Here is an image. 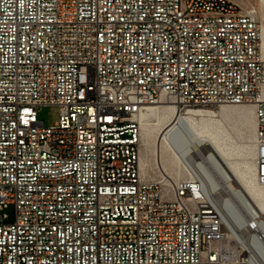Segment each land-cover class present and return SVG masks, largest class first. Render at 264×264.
Wrapping results in <instances>:
<instances>
[{
  "label": "built area",
  "instance_id": "2783aa9c",
  "mask_svg": "<svg viewBox=\"0 0 264 264\" xmlns=\"http://www.w3.org/2000/svg\"><path fill=\"white\" fill-rule=\"evenodd\" d=\"M260 40L230 0H0V264H264L257 207L139 169L148 107L252 104L264 186Z\"/></svg>",
  "mask_w": 264,
  "mask_h": 264
},
{
  "label": "bare ground",
  "instance_id": "6f19581e",
  "mask_svg": "<svg viewBox=\"0 0 264 264\" xmlns=\"http://www.w3.org/2000/svg\"><path fill=\"white\" fill-rule=\"evenodd\" d=\"M262 1L264 2V0ZM260 51L264 58V29L262 32V28ZM246 106H252L255 115L254 105ZM204 115L205 111L195 108L187 109L183 113L174 104L150 106L141 114V131L142 125L149 133L151 126L159 124L162 126L154 152L156 167L163 177L157 180L164 181L166 185L170 183L174 185L177 181L183 180L172 178L170 171L174 165L177 168H184L191 177H199L213 204L222 208L226 221L231 227H235L242 221L239 213L240 203H250L264 213V186L257 181L255 146L253 144V148L250 150L254 159L253 166L248 165L246 171L238 172L225 157L226 149L222 144L218 128L214 124L203 123L202 126L197 124L198 117ZM256 130L255 115L254 140ZM145 166L143 159L139 156V169L142 178L144 176L141 170L144 172ZM218 192L223 195L222 200L216 195ZM233 253V250L229 251L230 256Z\"/></svg>",
  "mask_w": 264,
  "mask_h": 264
},
{
  "label": "rangeland",
  "instance_id": "374dc122",
  "mask_svg": "<svg viewBox=\"0 0 264 264\" xmlns=\"http://www.w3.org/2000/svg\"><path fill=\"white\" fill-rule=\"evenodd\" d=\"M230 1L237 5L241 11L256 15L263 32L264 2L262 0ZM195 109L205 111L206 115L198 117V125L202 126L203 123L214 124L218 128V131H220L221 141L226 149L225 157L235 170L238 172H244L247 170L248 165L253 166L254 159L252 154H250V150L253 148L254 144L255 115L252 106L221 105L211 108ZM59 115V108L55 106H44L37 111L38 120L42 121L46 127L55 125L59 120ZM161 128V124L151 126L149 133V131L142 125L141 131L140 158L143 159V162L146 165L145 171L142 172L141 170V173L144 178L153 181L163 177L156 167L154 152L157 137ZM170 172L172 178L175 180L190 177V174L184 168H177L176 165L173 166ZM8 213L12 219L13 208H10Z\"/></svg>",
  "mask_w": 264,
  "mask_h": 264
}]
</instances>
